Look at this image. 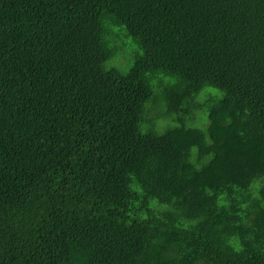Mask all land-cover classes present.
I'll return each instance as SVG.
<instances>
[{
    "label": "trees",
    "instance_id": "16d2710c",
    "mask_svg": "<svg viewBox=\"0 0 264 264\" xmlns=\"http://www.w3.org/2000/svg\"><path fill=\"white\" fill-rule=\"evenodd\" d=\"M0 264H264V0H0Z\"/></svg>",
    "mask_w": 264,
    "mask_h": 264
},
{
    "label": "rangeland",
    "instance_id": "374dc122",
    "mask_svg": "<svg viewBox=\"0 0 264 264\" xmlns=\"http://www.w3.org/2000/svg\"><path fill=\"white\" fill-rule=\"evenodd\" d=\"M217 93V91H216V89H214V88H212V87H207V88H205L198 96H197V98H196V104H200V105H205V103L207 102V100H209L210 99V94L211 93ZM198 111H201V109L200 110H196V112H198ZM195 112V113H196ZM206 125H207V121H205V123H204V125L202 126V127H199V128H204V127H206Z\"/></svg>",
    "mask_w": 264,
    "mask_h": 264
}]
</instances>
